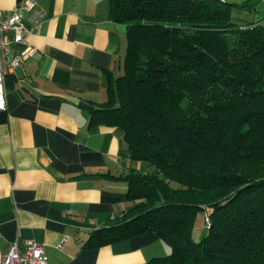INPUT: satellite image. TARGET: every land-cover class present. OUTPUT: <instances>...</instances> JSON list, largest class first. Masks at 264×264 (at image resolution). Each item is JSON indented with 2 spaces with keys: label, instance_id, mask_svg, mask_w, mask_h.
<instances>
[{
  "label": "trees",
  "instance_id": "trees-1",
  "mask_svg": "<svg viewBox=\"0 0 264 264\" xmlns=\"http://www.w3.org/2000/svg\"><path fill=\"white\" fill-rule=\"evenodd\" d=\"M107 1L128 48L92 122L122 128L139 166L91 246L154 233L171 253L149 264H264L263 21L231 0Z\"/></svg>",
  "mask_w": 264,
  "mask_h": 264
},
{
  "label": "crops",
  "instance_id": "crops-1",
  "mask_svg": "<svg viewBox=\"0 0 264 264\" xmlns=\"http://www.w3.org/2000/svg\"><path fill=\"white\" fill-rule=\"evenodd\" d=\"M25 1L0 0V15ZM230 3L254 9L250 19L264 23V0ZM38 15L39 32L13 45L14 55L27 46L37 55L5 76L0 250L34 240L44 244L48 264H149L170 255L154 233L90 244L127 209L128 185L117 178L139 166L122 128L92 122L110 83L124 74L126 26L110 19L107 0H37L26 24Z\"/></svg>",
  "mask_w": 264,
  "mask_h": 264
},
{
  "label": "built area",
  "instance_id": "built-area-1",
  "mask_svg": "<svg viewBox=\"0 0 264 264\" xmlns=\"http://www.w3.org/2000/svg\"><path fill=\"white\" fill-rule=\"evenodd\" d=\"M226 3L230 0H219ZM37 0H27L20 3L10 15H0V111L7 109L5 76L9 69L17 68L23 61L37 55V49L27 46L24 50L13 54L14 44H27V35L37 34L40 21L43 17L38 15L29 27L26 17L35 13ZM32 21V20H31ZM4 57L9 58L8 68L4 65ZM211 224L207 219L206 227ZM0 264H48L45 246L34 240H27L23 248L15 241L8 251L0 250Z\"/></svg>",
  "mask_w": 264,
  "mask_h": 264
},
{
  "label": "rangeland",
  "instance_id": "rangeland-1",
  "mask_svg": "<svg viewBox=\"0 0 264 264\" xmlns=\"http://www.w3.org/2000/svg\"><path fill=\"white\" fill-rule=\"evenodd\" d=\"M187 103L188 101L184 102L185 105ZM205 215L206 213L204 211L198 213L193 231V237L196 241L202 240L208 234V230L205 227Z\"/></svg>",
  "mask_w": 264,
  "mask_h": 264
}]
</instances>
